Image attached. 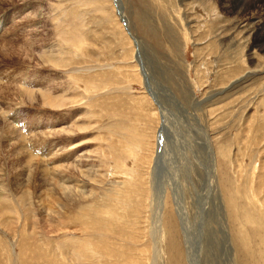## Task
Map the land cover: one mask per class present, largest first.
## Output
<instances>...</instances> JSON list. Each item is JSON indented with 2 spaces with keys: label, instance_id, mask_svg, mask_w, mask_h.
<instances>
[{
  "label": "rangeland",
  "instance_id": "rangeland-1",
  "mask_svg": "<svg viewBox=\"0 0 264 264\" xmlns=\"http://www.w3.org/2000/svg\"><path fill=\"white\" fill-rule=\"evenodd\" d=\"M119 3L0 0V264L264 244V0Z\"/></svg>",
  "mask_w": 264,
  "mask_h": 264
},
{
  "label": "bare ground",
  "instance_id": "bare-ground-1",
  "mask_svg": "<svg viewBox=\"0 0 264 264\" xmlns=\"http://www.w3.org/2000/svg\"><path fill=\"white\" fill-rule=\"evenodd\" d=\"M116 5L118 6V9H119V7H120L119 0H116ZM245 31H246V29H245ZM136 43L137 42L135 41V44ZM208 171H210V173L212 175V173H213L212 169L211 170L209 169ZM255 189L256 190H254L253 196L259 194L258 193V191H259L258 188H255ZM159 195L160 194H158V196ZM250 197H251V194H250ZM230 199H231V197H229V199H228L229 206L233 207L234 203H232V200H230ZM251 201L253 202V197H251ZM261 201H262V204H263L264 199H262ZM156 202H157V204H156L157 211L154 212V215L156 216V219L154 220V224H153L154 228L152 229V230L155 231V236H156L155 238L156 239H154V237H152V238L156 241V240L159 239L158 237H159L160 231H161L162 234L164 233V235L166 233V237H167V241H166L167 242L166 243L167 246H166V248L167 249L169 248L168 252L166 253V255L168 256V260H167L166 264H201L203 260H204V262H205V260L208 261L209 264H220L219 263L220 257L221 256H224V258L227 257L226 256L227 252H224V251L221 252L223 250V249H221V246L223 245V248L226 249L225 248L226 244H225L224 241L221 244L222 240H219L220 237L217 238V236H215L216 234H214V235L212 234L211 235V234L207 233L205 235L203 232H201V233H203V235H199V241L201 242L202 246L199 247L198 244L196 245L194 243L195 241L194 242L191 241L190 238H192V237H189L186 234V231L184 230V229H186L185 227L183 229L184 234L182 235V239H183V244L185 245L184 248H185L186 252H184V254L181 255L180 247H179V245L177 243V239H175V237L177 236V230H176L177 224H175V220L173 218V215L166 213L167 222L165 223V227H159V225L163 222V219H164L163 214H162V210H163V207H164V202L162 203V202H160V200H159V203H158V201H156ZM6 210H9L7 205H6ZM231 213H232V215H231L232 221H235L236 214H237V217H238V213L235 212L234 210H231ZM173 214H174V212H173ZM219 222H220V220H219ZM217 224H219V223H217ZM178 228H179V226H178ZM233 228H234V236H233L234 242L235 243H239V246H238L239 250L237 251V257H236L237 263L236 264H254L257 261L258 262L256 264H264V244L260 245L261 248L258 247V248L248 249L247 246H246V244H248V243L245 242L246 240H244V238H242L243 235H241L242 233H241L240 228H238L235 224H233ZM180 229L182 231V226H180ZM219 235H220V233H219ZM223 237L220 238V239H224L225 238V237L224 238ZM195 240H197V239H195ZM170 248L172 250H170ZM200 249H201V251H200ZM158 254H159V252H158ZM202 258H203V260H202ZM156 259H157V257L155 258L154 254H153L152 255V261H153L152 264H157L158 261H156ZM255 260H256V262H255Z\"/></svg>",
  "mask_w": 264,
  "mask_h": 264
}]
</instances>
